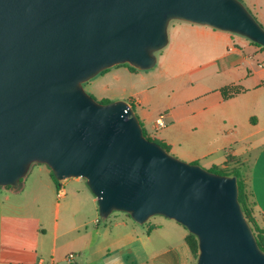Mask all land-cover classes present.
<instances>
[{
	"label": "water",
	"instance_id": "1",
	"mask_svg": "<svg viewBox=\"0 0 264 264\" xmlns=\"http://www.w3.org/2000/svg\"><path fill=\"white\" fill-rule=\"evenodd\" d=\"M172 20L264 46L242 0H0V187L21 188L44 163L59 181L85 178L102 219L181 223L198 238L197 264H264L236 176L175 157L126 100L100 103L84 88L115 65L153 68Z\"/></svg>",
	"mask_w": 264,
	"mask_h": 264
},
{
	"label": "crops",
	"instance_id": "2",
	"mask_svg": "<svg viewBox=\"0 0 264 264\" xmlns=\"http://www.w3.org/2000/svg\"><path fill=\"white\" fill-rule=\"evenodd\" d=\"M242 1L264 26V0ZM183 22L177 27L186 34L185 43L179 40L180 44H186L189 36L201 38L209 31L214 32L215 38L211 51L192 54L195 58L175 74H191L196 81L186 90L195 97L177 99L158 109L150 96L153 87L147 85L143 74L126 65L115 66L96 76L89 84V92L111 101L134 98L130 105L137 107L136 114L144 127H148V134L185 160L201 162L209 170L215 165L226 166L228 157L245 162L254 194L255 215L264 228V53L255 54L249 45L250 54L235 52L230 45L231 32ZM219 40L228 51L218 49L216 41ZM246 47L240 46L241 49ZM259 55L262 59L258 67L253 65L248 69L243 84L207 85V76L227 71L210 70V65L223 61L226 67L236 59L244 62L248 57ZM123 75L124 93L108 95L106 89ZM230 84L240 85L245 91L225 99L221 88ZM156 114L164 116V127L158 126L160 116ZM240 127H243L242 132ZM189 133L204 136V143L183 139ZM224 134V143L220 147L213 146ZM39 164V175L30 190L0 187V264H36L40 259L46 264H67L64 258L69 252L76 253L73 264H197L186 242L189 231L181 223L155 215L139 224L122 211L102 219L97 198L87 182L83 184L82 177L65 179L58 187L50 167ZM235 165L236 161L229 164ZM68 185H71L69 189ZM59 189L63 194L57 197L65 199V217L60 223L62 204L57 201L56 218L47 226L44 219L48 192L52 190L57 194Z\"/></svg>",
	"mask_w": 264,
	"mask_h": 264
},
{
	"label": "rangeland",
	"instance_id": "3",
	"mask_svg": "<svg viewBox=\"0 0 264 264\" xmlns=\"http://www.w3.org/2000/svg\"><path fill=\"white\" fill-rule=\"evenodd\" d=\"M255 18L257 19L256 16ZM182 22L183 21H180V20H172L170 22L169 28H168L169 44L165 48H163L161 51H158L156 53L157 63L153 68L148 69V70H140L134 67L135 69H131L134 72H139L140 74H143L147 85L153 87L150 90V96L156 102L158 109H162L163 107H165L168 104V102H173L174 100L181 99V98L182 99L189 98V97L192 98L195 95L193 92L186 90L187 88H190V86L196 81L195 79L192 78L191 74H182L178 76H175V74L178 71H183V69L187 67L188 62L192 61V58H195V57H192V54H198V51H206V50L211 51L212 50L211 45L215 42V38L212 34L214 32L209 31V34H206L205 36L201 38L198 37V38L192 39L190 38L191 36H189V39L187 40L188 42L186 44L184 45L180 44L179 40L184 41L185 43V39H186V34L183 33L181 30L179 31V29H177V27H179ZM258 22L262 24L259 20ZM175 26H176V29H175ZM208 28L209 30H216L210 27ZM231 35H232V39L230 41V45L234 46L236 50L235 52L242 51L244 53L250 54L252 52L250 47H252L254 49L255 54L258 55L260 53H264V49L260 47L259 45H257L253 40L245 36L239 35V34L232 33ZM237 39H240L242 41L237 42ZM216 42L218 43L219 50H221L222 48V51H228L227 46H224V47L221 46L220 40ZM247 45H249L250 47ZM240 46L242 47L247 46V47L245 49H241ZM261 59H262V56L260 55L256 56L255 58L248 57L244 62L242 61V59H236L233 61V63L227 65L226 67H224L225 64L223 61H218L209 66L211 68L210 70H212L213 68H218V69L227 70V71H225V73L223 74L213 73L207 76V79H206L208 82L207 85L215 86V85L227 84V83H232V82L243 84L245 73H247L248 69L252 67L253 65L258 67V62ZM119 65L121 66L126 65L128 67L131 66L129 64H119ZM115 66L118 67V65H115ZM92 80H94V78L84 83L85 90L95 100H97L100 103H109L108 101L111 102L109 98L99 99L96 93L89 92L88 88ZM247 83L248 81H245V84ZM106 93L108 95L111 93H117L119 95L123 94L124 93V75L119 81L112 82L109 85L108 90L106 89ZM126 101L129 104H132L134 102V98H130ZM133 109L134 111L137 109L135 104H134ZM156 116L158 117L160 116V114H156ZM141 123L143 125V129H145L148 133L149 132L148 127L147 126L144 127L143 122ZM239 131L242 132L243 127H240ZM183 139H186V141H189V142H191L192 140H199L201 143H204L205 138L204 136H201V135L197 136V134L189 133V134H186V136ZM225 139L226 137L224 134L220 137V141H217V143H213V146L220 147L224 143ZM184 145H186V142L184 143ZM170 153L179 159L190 162L188 160L181 158L177 154H174V152H170ZM39 165H40L39 163H34L31 166V169L28 175L24 178V180H22L24 185L22 186L21 191L24 188L25 189L27 188L28 190L31 189V187L33 186V182L37 179V175H39V167H38ZM200 165L207 169V167L203 166L201 162H200ZM86 182H87L86 179L83 178V184H86ZM69 187H71V185H68V189ZM57 201H61V204H62L60 218H59V221L61 223L65 217V199L58 198L56 193L53 194L52 190H49L47 210H46L45 219H44L47 226L56 218L55 203ZM197 260H198V256L195 257L196 263H197Z\"/></svg>",
	"mask_w": 264,
	"mask_h": 264
},
{
	"label": "trees",
	"instance_id": "4",
	"mask_svg": "<svg viewBox=\"0 0 264 264\" xmlns=\"http://www.w3.org/2000/svg\"><path fill=\"white\" fill-rule=\"evenodd\" d=\"M255 43L264 49V46H262L261 44H259L257 42H255ZM129 68L135 69L132 66H129ZM108 70L109 69L105 70L104 72H106ZM104 72H102V73H104ZM243 91H245L244 87H242L240 85H235V84L226 85V86L221 88L222 95L225 99H229L231 97H234ZM108 102H110V101H108ZM144 133L150 140L157 141L166 150L169 151V147L165 143H163L157 139H153L147 133V131L145 129H144ZM232 161H236L237 165L229 166V164ZM210 170H212L213 172H216L218 174H221V175L236 176L238 178L239 201L241 203L242 209H243L249 223L251 224V226L254 230V233L256 235L258 243H259L261 249L264 251V228L261 226L257 216L255 215V210H254L255 201L253 198L254 194H253L251 186L248 182V174H247V172L249 170L248 165L245 162L237 161L236 158L228 157V160L226 162V166L215 165ZM52 175L55 178L53 171H52ZM22 180H24V178ZM55 180H56L57 185L59 187L61 181L57 180L56 178H55ZM7 187L11 188L10 185H8ZM126 214L131 216L129 213H126ZM186 242H187L188 246L190 247V249L193 253V256L197 257L199 254V245H198L197 236L189 232L187 237H186Z\"/></svg>",
	"mask_w": 264,
	"mask_h": 264
},
{
	"label": "built area",
	"instance_id": "5",
	"mask_svg": "<svg viewBox=\"0 0 264 264\" xmlns=\"http://www.w3.org/2000/svg\"><path fill=\"white\" fill-rule=\"evenodd\" d=\"M157 124L159 127H164L165 126V121H164V116L161 115L160 118L157 120ZM63 194L62 189H59L57 192L58 197H61ZM76 258V253L75 252H69L65 256V261L67 264H73ZM36 264H46L45 260L40 259Z\"/></svg>",
	"mask_w": 264,
	"mask_h": 264
}]
</instances>
